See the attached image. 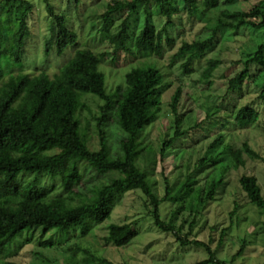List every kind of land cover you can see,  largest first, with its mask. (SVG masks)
<instances>
[{
  "label": "trees",
  "instance_id": "trees-1",
  "mask_svg": "<svg viewBox=\"0 0 264 264\" xmlns=\"http://www.w3.org/2000/svg\"><path fill=\"white\" fill-rule=\"evenodd\" d=\"M237 0H225L233 5ZM248 1V0H246ZM51 19L50 36L44 41V53L52 51L62 56L70 46H75L78 36L66 25V15L56 12L49 0H44ZM218 0H113L100 15L99 32L112 45L111 52H94L88 47H77L73 54L49 75L45 70L35 74L16 73L2 80V61L10 55L7 47V26L16 25L14 32L13 59L22 62L25 46L30 36L28 22L32 3L28 0H4L0 6V253L15 238L26 231L22 245L40 233L45 236L51 231L66 237L72 234H86L94 226L109 219L115 202L132 190H141L153 207L154 224L161 231L176 234L174 226L167 225L161 218L159 206L167 195L159 198L154 191L142 159L155 164L157 156L162 161L166 153L179 140L206 139L214 132V138L207 145L205 155L199 160V167L215 165L226 160L220 168L221 175L205 189L197 188L189 202V209L197 215V206L209 202L224 183V174L231 169L244 166L247 156L261 158L247 142L240 147L230 142L235 130L243 131L257 125L261 112L251 104L239 105L243 97L245 82L254 79L264 71V42L247 59L241 60V68L226 80L225 91L218 97L219 102H210L207 97L199 104L205 110L203 120L182 129L184 114L180 103L184 93V76L194 72V62L204 58L214 49L222 31L253 28L264 30V0L256 2L247 10L225 8L219 10L215 22L210 26L211 35L205 39L183 41L172 56L170 66L181 60L179 85L171 96V109L175 115L172 136L164 138L157 150L145 146L142 134L157 118L160 112L161 95L171 86L165 73L154 65H140L125 74L124 88L112 94L107 91L105 74L99 65L109 55H132L134 50L146 51L161 57L166 45L171 47L175 38L171 32L176 28V16L186 12L189 19L200 18L207 7H216ZM144 4V25L137 35L131 34L130 22ZM154 17H160L162 24L156 27ZM117 23V29L113 30ZM219 60H210L201 72V80L211 87L215 68ZM255 66L256 73H253ZM91 94L102 101L96 116L99 129V148L92 150L80 134L79 112L84 107L81 97ZM189 95V94H188ZM191 95H189L190 97ZM199 102L200 97H191ZM264 114V84L258 94ZM112 111L124 136L120 139L122 154L113 157L109 151L105 128ZM264 130V127H263ZM200 134V135H199ZM203 134V135H201ZM201 137V138H200ZM229 141H226L227 139ZM147 151V155L144 152ZM264 160V158H262ZM93 169L98 175L109 176L107 183L92 189L93 195L86 196L76 190L85 168ZM239 186L250 203L264 215V196L253 175L239 177ZM168 192V184L166 185ZM81 196L80 203H74V196ZM236 211V206L231 214ZM194 219L190 224L193 226ZM58 235V236H59ZM137 235L130 223H111L107 226L105 242L124 247ZM57 236V235H56ZM224 236V231H223ZM64 240V241H65ZM208 250V258L196 264H233L237 251L230 263L218 260L214 252L204 243L192 241ZM185 244V243H183ZM43 247H52V239H44ZM85 253L86 250H84ZM5 259V258H4ZM101 261V259H100ZM4 264H19L6 260Z\"/></svg>",
  "mask_w": 264,
  "mask_h": 264
},
{
  "label": "rangeland",
  "instance_id": "rangeland-1",
  "mask_svg": "<svg viewBox=\"0 0 264 264\" xmlns=\"http://www.w3.org/2000/svg\"><path fill=\"white\" fill-rule=\"evenodd\" d=\"M4 0H0V6ZM32 3L28 22L30 36L25 46L23 61L15 62L12 56L14 46V32L16 25L7 26V47L10 55L2 61L4 77L16 73L35 74L45 70L53 75L56 70L73 54L77 47H88L94 52H111L112 45L99 32L102 20L100 15L113 0H49L56 12L66 15V25L77 33L78 41L75 46L68 47L62 56L54 51L49 55L44 53V41L50 36L51 19L46 10L44 0H28ZM200 5L204 0H198ZM256 0H237L233 5H227L225 0H218L216 7H207L200 18L189 19L186 12L180 13L175 19L176 28L171 34L175 38L171 47L166 45L161 57L157 58L146 51H136L132 55L118 54L116 58L109 55L99 65V70L105 74L106 86L109 93L114 94L119 86L124 88V77L131 68L144 65L160 67L162 73L171 80V86L161 95L160 112L153 123L148 126L141 136L145 146L157 150L160 142L172 136L174 131L175 115L171 109V96L179 85L181 76L180 63L177 60L172 66L170 61L183 41L205 39L211 35L210 26L215 22L221 9H249ZM182 9V0H178ZM148 6L141 4L138 13L130 22L131 34L137 35L144 25L145 10ZM117 23L113 30L117 29ZM156 27L162 24L160 17H154ZM264 42V30L241 28L239 30L222 31L218 35V42L214 49L206 56L193 64L194 72L184 76V93L180 103V113L184 114L182 129L203 120L205 110L199 108L205 97L210 102H219L218 97L225 91L226 80L238 71L241 60L249 58ZM219 60L215 68L212 81L208 88L201 80V72L210 60ZM256 73L255 66H252ZM249 79L244 84L243 97L239 105L251 104L261 112V120L257 125L250 126L243 131L235 130L233 139H227L237 147L245 141L258 153L261 158L244 154L246 163L238 169H231L224 174V183L218 189L215 198L197 206L198 214L189 209V202L195 195L196 189L206 188L220 175V168L227 163L221 160L215 165L208 164L199 167V160L205 155L207 145L214 138V132L206 139L193 138L179 140L175 147L170 149L161 161L157 156L155 164L147 160L140 161L147 170L150 181L154 184V191L159 198L167 195V200L159 206L162 220L167 225L174 226L176 234L170 231H161L152 217L153 207L139 189L126 192L115 202L110 217L105 222L94 226L86 234L66 237L55 234V231L40 236L36 233L31 241L22 245L24 231L15 240L7 245L0 253V264L6 260L16 261L19 264H196L208 258V250L204 246L196 245L192 241L206 244L218 260L230 263L234 255L241 249L233 264H264V215L260 209L251 204L245 192L239 186V177L243 174L253 175L264 196V114L263 107L258 99L261 86L264 84V71ZM1 80V81H2ZM0 81V82H1ZM191 95L189 97V95ZM191 97H200L195 102ZM84 107L78 114L80 119V134L87 142V146L96 150L99 148V129L96 116L102 101L91 94L81 97ZM110 154L113 157L122 154L120 139L124 132L116 121L112 111L105 128ZM200 135V134H199ZM203 135V134H201ZM201 138V137H200ZM147 155V151L144 152ZM84 177L78 188L84 195L91 197L92 189L109 181V176L98 175L93 169L85 168ZM168 184V192L166 185ZM81 196H74L73 202L80 203ZM236 206L234 214L231 212ZM194 219L193 226L190 227ZM111 223H130L137 235L124 247H116L106 243L107 226ZM224 231V236H223ZM57 235V236H56ZM59 235V236H58ZM44 239H52V247H43L40 243ZM65 240V241H64ZM185 243V244H183ZM86 250L87 253L84 252ZM5 258V259H4ZM101 259V261H100ZM215 264V263H209Z\"/></svg>",
  "mask_w": 264,
  "mask_h": 264
}]
</instances>
